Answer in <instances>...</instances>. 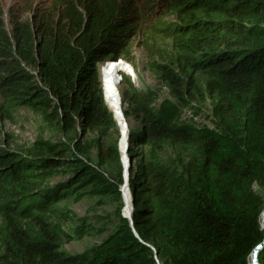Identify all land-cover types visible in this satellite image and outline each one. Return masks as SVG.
I'll return each instance as SVG.
<instances>
[{
  "label": "trees",
  "instance_id": "16d2710c",
  "mask_svg": "<svg viewBox=\"0 0 264 264\" xmlns=\"http://www.w3.org/2000/svg\"><path fill=\"white\" fill-rule=\"evenodd\" d=\"M9 17L0 120L24 107L69 135L21 147L0 131V264H250L264 239V0H55ZM137 34L158 85L120 73L121 114L137 123L123 184L121 122L98 64L129 62ZM207 102L209 124L198 123ZM83 196L114 201L117 223L70 253L59 234L102 232L58 206ZM51 214L75 221L72 234Z\"/></svg>",
  "mask_w": 264,
  "mask_h": 264
},
{
  "label": "rangeland",
  "instance_id": "374dc122",
  "mask_svg": "<svg viewBox=\"0 0 264 264\" xmlns=\"http://www.w3.org/2000/svg\"><path fill=\"white\" fill-rule=\"evenodd\" d=\"M55 0H0V25L5 29L7 26V19L10 17V12L15 14V16H20L21 19L27 20L32 14V11H36L42 7L47 6L49 3H53ZM142 2V1H141ZM167 21H174L175 16L170 15L165 17ZM144 38L137 34L130 42V56L129 62L121 59L117 63L116 68H111L106 64V62H100L98 64L99 74L102 81V87L104 92L109 95L105 89L104 80L102 73L108 71L114 86L116 88L117 94L123 88L120 84V73L126 74L124 70H131V74H128L134 83L141 87L143 85H148L151 87H156L158 83L156 82L154 76L145 70V53L141 47V40ZM126 74V75H127ZM165 93V89L162 90ZM120 96V95H119ZM109 97V96H108ZM119 98V97H118ZM107 101V98L105 96ZM120 103V101H118ZM114 107V106H113ZM203 109L198 116L194 117V120L198 123L204 124L208 123V118L210 117L211 107L209 102L202 105ZM121 113V105L120 107ZM115 109V108H114ZM116 111V110H115ZM190 111H187L185 116L190 117ZM121 124L127 127L137 126V123L128 120L122 116L119 117ZM0 131L4 136L7 134L11 135V141L21 147L30 145L37 138H49L53 141L59 140V138L67 137L69 133L63 132L58 124L54 122H49L45 120L40 114L33 112L28 108H18L16 112L13 113L10 119L0 120ZM127 156V155H126ZM91 157H93V151H91ZM93 160V159H92ZM65 174H53L48 178L49 182H55L60 178H65ZM59 207H66L70 211V215L73 218H78L81 216H86L88 221L95 227L102 229L99 234L93 233L91 235H86L81 239H68L65 235L59 234V228L65 232L72 234L71 229L76 223L75 221H65L59 215L51 214L47 217V220L51 223L54 230L59 234L60 248L70 253L82 252L89 246L99 243L103 238H105L110 232H112L117 223V218L114 214V208L116 203L106 196H83L82 199L75 202L73 200H65L58 205ZM124 201L121 209V214H124ZM60 239V240H59Z\"/></svg>",
  "mask_w": 264,
  "mask_h": 264
},
{
  "label": "water",
  "instance_id": "95a60500",
  "mask_svg": "<svg viewBox=\"0 0 264 264\" xmlns=\"http://www.w3.org/2000/svg\"><path fill=\"white\" fill-rule=\"evenodd\" d=\"M117 61H121V59H118L116 61H108L107 63H112V62H117ZM104 91V90H103ZM104 96H105V92H104ZM113 113H114V110H113ZM114 116H115V113H114ZM116 117V116H115ZM117 120V118H116ZM117 123L120 127V137H119V140H118V147H119V141L121 140V138L123 136H125L127 138V135H128V132H127V127H124L120 125L119 121L117 120ZM126 150H127V143L125 144L124 146V151H125V154H126ZM128 159V158H127ZM123 158H122V155H121V161H122V167H123V179H124V182L123 184L125 183V181H127V178H128V166H129V160H124L125 162H123ZM122 184V185H123ZM122 188V186H121ZM131 212V211H130ZM125 217H127L128 219H130V215L129 216H126V215H123ZM261 216H262V225L264 227V207H263V210H262V213H261ZM264 244V239L263 241L258 244L251 252V256H250V264H256V258H257V253H258V250L261 248V246Z\"/></svg>",
  "mask_w": 264,
  "mask_h": 264
},
{
  "label": "bare ground",
  "instance_id": "6f19581e",
  "mask_svg": "<svg viewBox=\"0 0 264 264\" xmlns=\"http://www.w3.org/2000/svg\"><path fill=\"white\" fill-rule=\"evenodd\" d=\"M117 62H119V61H117ZM106 64H108V63H106ZM102 77H103V80H104L105 89L109 93V96L111 98V101L113 102L114 108L116 110V114L120 117L121 116V113H120V109L118 108V106H119L118 94H117L116 88L114 86V83H113L110 75L108 74V71L103 72L102 73ZM124 125H125L124 122H122L121 127L122 126L124 127ZM125 127H126V125H125ZM125 144H126V142H125V136H123L121 138V140H120V148H121V152H122L123 159L124 160H127L126 157H125V151H124Z\"/></svg>",
  "mask_w": 264,
  "mask_h": 264
}]
</instances>
